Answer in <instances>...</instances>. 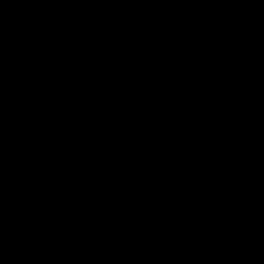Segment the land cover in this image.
<instances>
[{"label":"snow or ice","instance_id":"6c2138e0","mask_svg":"<svg viewBox=\"0 0 264 264\" xmlns=\"http://www.w3.org/2000/svg\"><path fill=\"white\" fill-rule=\"evenodd\" d=\"M113 2L29 25L7 108L0 5V125L232 184L259 167L264 180V3Z\"/></svg>","mask_w":264,"mask_h":264},{"label":"trees","instance_id":"16d2710c","mask_svg":"<svg viewBox=\"0 0 264 264\" xmlns=\"http://www.w3.org/2000/svg\"><path fill=\"white\" fill-rule=\"evenodd\" d=\"M35 1L0 0L4 3L5 71H9L13 47L25 40L9 26H17L26 34L29 25L49 29L53 25L47 24L44 4L48 3L52 9L61 1L58 9L62 10L64 2ZM72 5L71 10L76 14L69 22L83 21L94 12L118 6L113 0H73ZM36 6L38 8L32 13ZM77 7L81 8L78 13ZM34 15L39 18L33 19ZM143 154L151 153L145 151ZM76 162L81 177L79 201L73 215L78 219L89 214L110 218L116 225L120 212L134 199L136 192L148 190L153 218L149 229L154 233L151 240L146 232L148 229L139 233L145 244H162L149 264H170L171 256L173 264H256L258 259L264 260V210L257 216H241L239 188L242 180L236 184L227 183L114 152L103 165H97L93 156L80 155ZM231 176L241 179L242 170ZM11 210L9 192L0 175V224L12 217ZM0 264H19L14 248L0 253Z\"/></svg>","mask_w":264,"mask_h":264},{"label":"crops","instance_id":"0c3cea01","mask_svg":"<svg viewBox=\"0 0 264 264\" xmlns=\"http://www.w3.org/2000/svg\"><path fill=\"white\" fill-rule=\"evenodd\" d=\"M11 92V78L5 71L6 108ZM22 138L28 139L39 161L33 162L18 145ZM110 153L11 124L0 125V175L12 206V217L0 224V253L14 248L19 264H149L154 253L148 258L147 246L152 243L145 244L139 233L153 225L147 189L136 192L116 225L110 218L86 214L78 219L73 215L81 177L77 159L93 156L97 165H103ZM242 179L240 214L257 216L264 210L259 167L254 182L247 180L249 174L243 170ZM246 182L250 187L244 186ZM56 239L62 248L52 253L48 243Z\"/></svg>","mask_w":264,"mask_h":264},{"label":"rangeland","instance_id":"374dc122","mask_svg":"<svg viewBox=\"0 0 264 264\" xmlns=\"http://www.w3.org/2000/svg\"><path fill=\"white\" fill-rule=\"evenodd\" d=\"M36 1L40 2V0H36ZM43 3H45V2H43ZM72 3H73V0H64V2L62 3L63 10H59L58 9L60 4H61V1L58 2L57 4H55V7L52 8V9L49 7L48 3H45L44 5L47 7V24H48V26L53 25V22H57L58 23L60 20H63L65 22H69V20L71 19V16L76 14L75 12H73V10H71L73 8L72 7L73 6ZM3 4H4L3 2H0V5H3ZM78 7H82V6H78ZM78 7L76 8L77 10H75V11H77V13H78V10L81 9V8H78ZM59 11H60V13H59ZM32 13H34V11H32ZM38 15L37 16L34 15L33 19L39 18ZM8 18H9V16H7L5 19L7 20ZM9 28L13 29V30H16L19 33L20 37H22L23 39L24 38L27 39V37H28L27 35L29 34V32L27 34L23 33V30L21 31V29L18 28L17 26L16 27L15 26H9ZM18 41H19V39H18ZM20 43H21V41H19V43H17V45L19 46ZM241 179H242V177H241ZM247 183L248 182H246L244 186H246L248 188V187H250V185H248ZM107 221H108V219H107ZM153 233H154V231L152 230L150 235H152ZM150 240H151V237H150ZM152 240H154V239H152ZM88 244H90V242ZM161 245L162 244L159 242V244L158 243H152L151 245L147 246L148 255L147 254L146 255L148 256V258H150L151 254L154 253L155 251H157V249ZM169 261H170V264L174 263V259L172 258V256L170 257Z\"/></svg>","mask_w":264,"mask_h":264},{"label":"built area","instance_id":"2783aa9c","mask_svg":"<svg viewBox=\"0 0 264 264\" xmlns=\"http://www.w3.org/2000/svg\"><path fill=\"white\" fill-rule=\"evenodd\" d=\"M18 145L21 146L23 149H25L30 154V158L33 162H37L40 160V156L34 153L33 151H31L30 142L28 141V139L22 138L20 142L18 143ZM150 234H151V231L150 233H148V237L152 238V235ZM48 248L50 252L55 253L57 251H61L62 247H61L60 241L56 239L48 243ZM259 262L260 260L258 259V263Z\"/></svg>","mask_w":264,"mask_h":264},{"label":"bare ground","instance_id":"6f19581e","mask_svg":"<svg viewBox=\"0 0 264 264\" xmlns=\"http://www.w3.org/2000/svg\"><path fill=\"white\" fill-rule=\"evenodd\" d=\"M150 231H152L151 229H149V230H147L146 232H148V233H150ZM256 264H264V260H260V262L258 263V261H257V263Z\"/></svg>","mask_w":264,"mask_h":264},{"label":"water","instance_id":"95a60500","mask_svg":"<svg viewBox=\"0 0 264 264\" xmlns=\"http://www.w3.org/2000/svg\"><path fill=\"white\" fill-rule=\"evenodd\" d=\"M89 4L91 5L92 3H89ZM37 8H38V7L36 6V7L34 8L33 11H35ZM62 10H63V5H62ZM2 18H3V17H2Z\"/></svg>","mask_w":264,"mask_h":264}]
</instances>
